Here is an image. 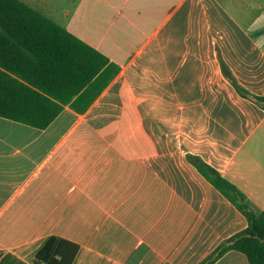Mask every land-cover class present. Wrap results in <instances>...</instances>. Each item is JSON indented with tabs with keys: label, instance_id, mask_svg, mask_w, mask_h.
I'll return each instance as SVG.
<instances>
[{
	"label": "crops",
	"instance_id": "crops-1",
	"mask_svg": "<svg viewBox=\"0 0 264 264\" xmlns=\"http://www.w3.org/2000/svg\"><path fill=\"white\" fill-rule=\"evenodd\" d=\"M108 58L44 128L0 116V264H201L264 209V0H22ZM212 264H250L230 249Z\"/></svg>",
	"mask_w": 264,
	"mask_h": 264
},
{
	"label": "trees",
	"instance_id": "trees-1",
	"mask_svg": "<svg viewBox=\"0 0 264 264\" xmlns=\"http://www.w3.org/2000/svg\"><path fill=\"white\" fill-rule=\"evenodd\" d=\"M108 58L22 0H0V116L44 128L105 66ZM264 101V97H258ZM198 171L246 216L248 226L223 242L201 264L230 249L250 264H264V209L255 211L235 184L199 157ZM78 246L50 237L35 264H72Z\"/></svg>",
	"mask_w": 264,
	"mask_h": 264
}]
</instances>
